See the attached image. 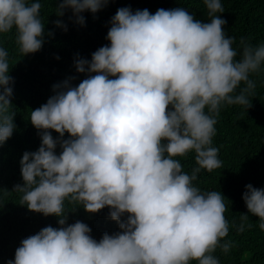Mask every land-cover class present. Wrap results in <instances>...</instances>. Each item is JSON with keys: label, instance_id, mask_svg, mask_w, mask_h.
I'll return each instance as SVG.
<instances>
[{"label": "clouds", "instance_id": "9594fccd", "mask_svg": "<svg viewBox=\"0 0 264 264\" xmlns=\"http://www.w3.org/2000/svg\"><path fill=\"white\" fill-rule=\"evenodd\" d=\"M204 3L207 23L183 7L154 14L119 8L106 37L110 45L90 61H75L78 72L96 74L76 87L68 80L54 85L56 94L31 111V123L43 130L42 143L23 154L24 183L13 191L30 210L57 216L62 227L49 225L23 239L7 264H220L213 255L217 246L225 252L231 246L221 243L229 232L224 196L202 192L193 181L202 169L222 166L213 146L216 117L225 104L251 107L256 82L250 74L264 64V43L241 38L238 52L235 37L223 29L227 21L217 15L224 12L221 0ZM107 4L63 0L56 13L71 8L83 26L82 12L96 13ZM41 7L40 0H0V34L15 29L23 55L45 42ZM54 23L67 31L61 20ZM13 84L8 52L0 46V144L16 127L15 113H9ZM190 151L197 163L191 174L176 158ZM245 187L243 200L264 230V188ZM65 200L91 213L109 206L122 231L105 232L97 241L86 223L67 224Z\"/></svg>", "mask_w": 264, "mask_h": 264}, {"label": "trees", "instance_id": "16d2710c", "mask_svg": "<svg viewBox=\"0 0 264 264\" xmlns=\"http://www.w3.org/2000/svg\"><path fill=\"white\" fill-rule=\"evenodd\" d=\"M62 2L40 0L45 42L39 51L23 55L16 42L15 29L0 34V46L8 52L9 75L14 79L9 113H15L16 125L12 136L0 144V264L14 260L15 251L23 239L49 225L62 227L57 216H45L30 210L27 205L21 204L22 194L13 191L15 185L24 183L20 163L23 154L37 151L42 143L40 133L43 130L31 123V111L56 94L54 85L68 80L72 87H76L89 75L96 74L78 72L75 61L79 58L90 61L93 52L110 45L106 37L111 18L117 10L130 6L133 12L146 8L154 14L160 8L183 7L202 22L207 23L211 19L204 0H108L107 6L96 13L90 10L82 12L85 17L82 26L77 23L71 8L66 9L63 16L57 15L56 7ZM221 3L224 12L217 15L227 21L223 29L227 36L235 37L233 47L238 52L241 38L254 46L264 43V0H221ZM56 20L66 24L67 31L58 27L54 23ZM49 32L53 35L49 36ZM250 79L256 82L249 97L251 107L225 104L216 117L213 146L219 149L222 166L210 172L202 169L197 180L193 181L202 192L218 191L224 196V216L229 223V232L221 243L229 242L231 246L227 252L217 246L213 255L220 264H264V230L259 227L260 218L249 213L243 200L247 184L264 188V64L258 72L250 74ZM48 131L54 139L60 137L55 130ZM69 137L70 134L65 132L63 139ZM62 150L58 144L56 154L59 155ZM195 156L196 153L190 151L185 156L176 157L183 171L191 174L192 169L197 167ZM109 212V206L91 213L83 205L65 200L67 224L76 221L86 223L92 230L90 235L97 241L105 232L111 235L122 231L119 223L110 218ZM243 213H248L247 221L241 220ZM127 215L125 213L122 219H126ZM241 223L244 224L243 231L238 230ZM190 264H198V261L193 260Z\"/></svg>", "mask_w": 264, "mask_h": 264}]
</instances>
